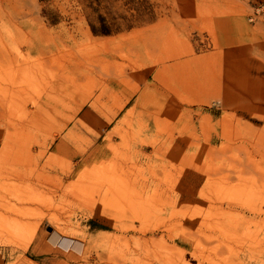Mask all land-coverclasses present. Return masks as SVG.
Here are the masks:
<instances>
[{"label": "rangeland", "instance_id": "rangeland-1", "mask_svg": "<svg viewBox=\"0 0 264 264\" xmlns=\"http://www.w3.org/2000/svg\"><path fill=\"white\" fill-rule=\"evenodd\" d=\"M0 264H264V0H0Z\"/></svg>", "mask_w": 264, "mask_h": 264}, {"label": "crops", "instance_id": "crops-1", "mask_svg": "<svg viewBox=\"0 0 264 264\" xmlns=\"http://www.w3.org/2000/svg\"><path fill=\"white\" fill-rule=\"evenodd\" d=\"M155 77H157V75H155ZM198 181L195 180V182ZM194 186H196V183L194 184ZM193 186V187H194ZM190 194V197L191 198H195V193L193 191H191ZM55 234V233H54ZM57 234V233H56ZM64 238V239H63ZM61 239V241H60ZM50 240H51V243L54 245V246H61L63 249L65 250H74V251H77L76 249L72 248V245L78 241V240H74L73 238H69V237H66V236H62L61 234H59V239L57 240V243H53L52 242V239L50 237ZM60 242V243H58ZM80 242V241H79ZM184 246V245H183ZM34 245L31 246V249H33ZM186 247V246H185ZM77 252H80V251H77Z\"/></svg>", "mask_w": 264, "mask_h": 264}, {"label": "bare ground", "instance_id": "bare-ground-1", "mask_svg": "<svg viewBox=\"0 0 264 264\" xmlns=\"http://www.w3.org/2000/svg\"><path fill=\"white\" fill-rule=\"evenodd\" d=\"M46 32V31H45ZM48 37V36H47ZM91 38V37H90ZM61 39V38H60ZM106 43V42H105ZM103 44H104V42H103ZM94 47V46H93ZM51 239H52V242L53 243H57V240L59 239V234H53L52 236H51ZM64 239V238H63ZM60 241H61V239H60ZM58 243H60V242H58Z\"/></svg>", "mask_w": 264, "mask_h": 264}]
</instances>
